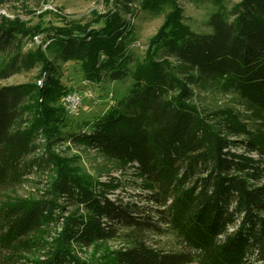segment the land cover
Wrapping results in <instances>:
<instances>
[{
  "label": "trees",
  "instance_id": "trees-1",
  "mask_svg": "<svg viewBox=\"0 0 264 264\" xmlns=\"http://www.w3.org/2000/svg\"><path fill=\"white\" fill-rule=\"evenodd\" d=\"M206 1L216 10L205 32L184 24L176 0H117L118 8L86 22L47 26L0 12V80L37 68L42 80L0 87V264H76L67 250L72 241L91 247L116 238L127 246L113 264H264V130L231 117L213 125L193 90L230 93L264 124V0L231 7ZM138 10L165 16L144 61L131 49L134 30L125 18ZM69 63L81 79L132 85L103 113L72 124L70 115L80 110L71 113L60 102L72 89L63 80ZM40 129L47 142L34 156ZM224 129L249 136L248 153L231 150L235 142ZM60 141L93 148L106 164L103 173L134 168L144 203L110 198L105 182L77 173L51 151ZM52 164L57 175L45 197L15 196L28 171ZM59 196L74 214L56 245L30 258L42 249L44 226L58 218Z\"/></svg>",
  "mask_w": 264,
  "mask_h": 264
},
{
  "label": "rangeland",
  "instance_id": "rangeland-1",
  "mask_svg": "<svg viewBox=\"0 0 264 264\" xmlns=\"http://www.w3.org/2000/svg\"><path fill=\"white\" fill-rule=\"evenodd\" d=\"M237 0H227L226 4L232 6ZM178 8L182 12L183 22L191 30L195 32L208 31L207 20L210 15L216 10V6L211 1L199 0H176ZM117 0H6L0 7V12L6 13L7 16L13 18L19 16L25 20L29 26L44 25L47 26L49 21L56 24L67 22H86L94 13H107L109 10H114L117 5ZM52 6L55 13H46L45 10L52 9L47 6ZM116 5V6H114ZM134 9L136 4L133 5ZM120 8H122L120 6ZM126 20L133 28V44L132 50L135 58L139 61H144L147 56L148 48L150 47L152 38L156 35L159 28L165 21V16L149 15L144 12L135 11V13H128ZM39 68L31 71L15 74L7 79L0 80V87L6 84H18L27 82L38 83ZM78 70L73 67V64L63 65V80L68 82L72 87L71 94L79 93L82 95L83 104L79 109V114L70 115L69 119L72 124L81 123L85 118H91L106 111L110 106L116 104L123 99L132 85V80L125 81H109L103 80L102 85L88 79H81L77 77ZM83 80V81H81ZM184 83L187 85L185 80ZM83 82V83H81ZM99 84V85H98ZM189 87L193 88L191 85ZM91 90L90 94L88 91ZM194 101L200 107L210 122L218 127V122L225 118H239L250 131L262 132L264 124L257 119V116L250 114L245 108L238 103V100L230 93L222 91L200 92L199 89H194ZM68 95L65 94L63 98ZM59 103V101H58ZM223 124V123H222ZM221 124V125H222ZM224 128V127H221ZM225 134L229 139L234 140L231 150L236 152L248 153L243 141L247 140L249 136L246 134L241 136H230L224 129ZM48 132L45 129L37 131L36 143L39 148L36 149L34 156H41L45 151V144L47 142ZM51 151L66 160L68 165L77 173L85 174L91 177L93 182H105L106 192L110 198H122L123 200H133L144 203V199L140 194L146 190L140 185L141 179L136 175L134 168L126 167L121 170L112 169L107 173L105 170L104 160L98 156L95 150L81 143H73L71 141L56 142L52 146ZM254 157H258L257 153L250 152ZM110 168V165H108ZM104 169V170H103ZM57 175L56 168L52 164L49 169L32 168L24 176L22 185L16 189L15 196L24 198H42L45 193L51 188L52 183ZM57 205L54 208L56 221L47 223L44 226V231L41 234L43 245L42 249L36 253L28 255L30 258H39L46 250L52 249L56 244L54 243L60 238V233L63 231V223L67 216L74 214L64 201L63 197L55 199ZM84 214L83 212H81ZM85 215H83L84 217ZM62 236V235H61ZM153 240H159L163 245H173L166 236H153ZM59 240L58 243H62ZM55 245H54V244ZM63 244V243H62ZM127 246L123 238H116L105 242H99L91 247L83 246L82 244L71 242L68 245V251L72 262L76 264H113L115 252ZM51 251V250H50ZM189 264H199L197 262Z\"/></svg>",
  "mask_w": 264,
  "mask_h": 264
},
{
  "label": "built area",
  "instance_id": "built-area-1",
  "mask_svg": "<svg viewBox=\"0 0 264 264\" xmlns=\"http://www.w3.org/2000/svg\"><path fill=\"white\" fill-rule=\"evenodd\" d=\"M48 8H52L54 9L52 6H47ZM4 13V12H2ZM6 14V13H4ZM35 40L37 43L40 42V38L39 35L35 36ZM38 84H42V80H38ZM90 94L92 93L91 90L88 91ZM62 104L64 105V107L71 113H78L79 109L81 108L83 101H82V95L79 93H68V95H66L63 100H62Z\"/></svg>",
  "mask_w": 264,
  "mask_h": 264
}]
</instances>
